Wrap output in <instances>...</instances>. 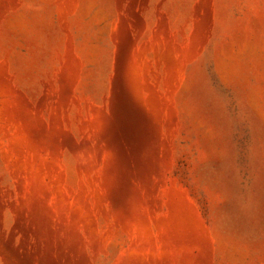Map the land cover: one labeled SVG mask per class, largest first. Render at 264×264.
Instances as JSON below:
<instances>
[{
  "label": "rangeland",
  "instance_id": "rangeland-1",
  "mask_svg": "<svg viewBox=\"0 0 264 264\" xmlns=\"http://www.w3.org/2000/svg\"><path fill=\"white\" fill-rule=\"evenodd\" d=\"M0 264H264V0H0Z\"/></svg>",
  "mask_w": 264,
  "mask_h": 264
}]
</instances>
